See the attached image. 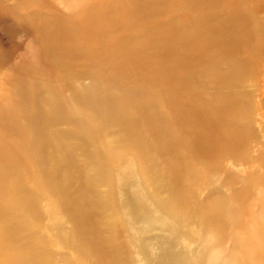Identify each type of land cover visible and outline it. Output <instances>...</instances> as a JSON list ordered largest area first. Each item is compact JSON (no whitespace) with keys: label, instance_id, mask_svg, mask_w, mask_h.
Masks as SVG:
<instances>
[{"label":"rangeland","instance_id":"374dc122","mask_svg":"<svg viewBox=\"0 0 264 264\" xmlns=\"http://www.w3.org/2000/svg\"><path fill=\"white\" fill-rule=\"evenodd\" d=\"M238 1L247 8L250 0H0V205L20 202L4 212L6 226L17 227L13 243L5 248L8 259L87 264L73 250L81 243L79 234L123 233L124 200L130 199L132 216L145 215L148 204L135 199L141 187L159 201L174 200L167 185L179 172L186 193L174 207L185 217L178 227L189 237L174 250L186 245L196 251L203 235L196 215L206 195L228 198L232 193L223 184L225 171L264 176L259 162L225 158L218 140L208 150L192 145L193 139H203L208 116L231 121L219 117L221 73L247 51L242 54L239 47L241 53H232L229 47L219 52L222 43L213 41L197 53L202 62L174 67V47L183 49L182 58L195 60V45L203 43L218 19L234 16ZM257 14L264 19L263 12ZM251 19H244L248 32ZM250 41L255 45L257 38ZM209 51L214 53L207 60ZM174 72L178 81L184 80L181 88L169 78ZM80 79H87L90 88L82 87ZM259 85L262 94L264 77ZM120 111L127 116L122 119ZM249 115L237 121L250 125L264 150V106L252 108ZM207 130L216 135L217 126L209 123ZM71 160L70 174H60ZM211 176L216 179L208 183ZM128 178L131 192L125 186ZM80 188L90 201L79 218L70 212V201ZM257 197L264 204V189ZM236 206L229 200L213 208L229 226ZM258 221H264V213L254 216L251 225ZM224 242L210 246L198 261L238 264V254L230 255L228 249L232 239ZM88 256L93 259L90 251ZM185 257L186 264H196L191 253Z\"/></svg>","mask_w":264,"mask_h":264},{"label":"bare ground","instance_id":"6f19581e","mask_svg":"<svg viewBox=\"0 0 264 264\" xmlns=\"http://www.w3.org/2000/svg\"><path fill=\"white\" fill-rule=\"evenodd\" d=\"M243 2L244 1H238V11L234 13V16L218 19L209 30L208 37L205 38L203 43L195 45L193 49L195 60L192 57L182 58L183 49H181V47L180 49L174 47V67H177V65L178 67L181 65L185 67L186 65L189 66L193 64V62H202L201 56L197 55V53L212 45L211 42L213 41L222 43V47L220 49L217 48L219 52H225L229 47H232V53H241V51L238 52L239 47L242 48V54L247 51L248 55L246 57L242 56L237 62L223 69L221 73V81H223L222 83L224 84L222 85L221 99L219 101L222 107L219 111V117L221 118L226 115L227 117H231L229 118L231 121L226 124L220 121H214L209 114L210 116L207 117L205 125L202 126L201 133L203 139H193L192 145L197 149L208 150L211 145L218 140V142L224 146L227 153L225 155L223 154L225 158L230 157L239 161L259 162L264 169V150L262 148V143L257 142V139L261 138H254V132L250 128V125L240 124L239 121H237L240 119H250L251 116L249 113L252 108L260 109L264 106V93L259 94L260 92L257 88L264 77V19L262 15L257 14L264 13V0H250L247 8ZM248 15L251 16V22L253 24V29L250 32L245 30L244 25L245 16L247 17ZM251 37L257 38L255 45L251 44ZM181 45H183V42ZM182 47L186 49L185 45ZM213 53L214 51H209V54L205 55L206 59L208 60ZM169 76V78L173 80L174 85L179 86L184 81L182 77L178 81V73L176 72L169 74ZM227 77H229L228 80H225ZM88 82L87 79L79 80V83H81V86L84 88H90ZM261 84L259 86H261ZM179 88L181 87L179 86ZM145 109L147 114L150 115L149 112L151 108L145 105ZM120 112L122 119L127 116L123 111ZM205 112L208 114L207 111ZM125 121L127 122V126L130 127L131 122L128 120ZM209 123L217 126L216 135H213V133L207 130ZM42 141L44 142L45 139H42ZM252 143H254L253 146H251ZM164 144L167 145L166 142ZM85 146L86 145H84V147ZM71 150H73V148H71ZM242 150L245 151L246 154L243 155V152H241ZM251 151H257V154L255 153L256 156L253 158L249 155ZM213 152L216 153L215 150ZM195 155H197V153ZM58 163H61V161ZM69 163L67 167L60 171V174H70V168H72V166L74 167V162L71 160ZM121 172L122 170L117 171V178ZM83 175L86 176L87 174L85 175V173H83ZM180 176V172L175 173L174 176H172V180L170 179L171 183H168L167 190L171 193L170 197H174V200L170 199L167 202H163L162 200L159 201L156 194L150 195L148 189L146 190L141 187V196L137 195L135 199H137L139 203L148 204V210L145 215L142 213L137 217L132 216L133 214L132 212L130 214V208L128 207L130 199H128V201L127 199L124 200L126 225L123 228V233L122 231L118 233L113 229V233H111L110 230L109 237L102 235V233H95L94 235L89 233L87 236L79 234L77 239L81 243L73 247L76 254L81 257L79 262L85 261L87 264H186L187 258L185 255L191 253L194 256L195 263L201 264L199 262L200 260L198 261V257L201 253L203 254L210 246H223L225 243L224 240L231 238L232 242L228 247L229 253H231L230 255L238 254L236 259L238 264H263L264 221L255 222V226L251 225V223H253L252 219L254 216L259 213H264V204H261V199L257 197V191H262V189H264V176H258L257 178L238 177L225 171L223 184L230 185L233 188L232 193L228 198L218 195L214 199H211L214 193L206 195V199H204L203 205H201L202 211L201 213L197 212L198 214L196 215L201 220L199 221L201 223L199 226L203 233L201 241H198L196 244V251L190 249L186 245H182L183 250L178 252L174 250V248L181 246L180 241L183 238L189 237L186 231L179 229L178 224L182 225V223H185V217L183 219L179 217L174 207L178 199L184 198V194L186 193V187H183L178 182L180 181ZM45 178H43V180ZM85 179L84 181H86ZM215 179L214 176H211L207 182L211 183ZM129 181L128 183L125 181L126 184H123H125L128 191L131 192V186L133 185L131 180ZM69 184L71 185L70 181ZM237 185L239 187H237ZM135 186L138 185L136 184ZM39 188H41V186H39ZM34 190L36 189L34 188ZM75 193V196L70 201V212L78 215L80 218L79 214L89 209L90 194L84 193L82 188ZM229 200L236 201L237 206L234 210H230L231 216L234 219L232 222H229V226H227L226 221L224 222L220 218L222 212L218 210V208H216L217 210L215 211L213 207L223 205ZM19 205L20 202L18 201H12L7 205H0V261H5L8 264H28L27 259L24 257L20 260L8 259L7 255H9V253L5 249L7 245L9 246L13 243L12 240L16 237L17 227L11 228L10 226H6L4 212L9 208L16 209ZM198 210H200V208H198ZM194 218L196 219V217ZM81 222L84 223V220H81ZM193 223H196V220L193 221ZM211 235L215 237L213 242L208 239ZM172 239L174 240L172 241ZM15 248L16 247H12L11 250ZM89 251L93 259H90L88 256ZM30 264L51 263L48 261L43 263L39 259H34L30 261Z\"/></svg>","mask_w":264,"mask_h":264}]
</instances>
